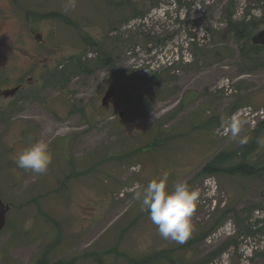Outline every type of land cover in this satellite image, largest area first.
Wrapping results in <instances>:
<instances>
[{
  "label": "rangeland",
  "instance_id": "rangeland-1",
  "mask_svg": "<svg viewBox=\"0 0 264 264\" xmlns=\"http://www.w3.org/2000/svg\"><path fill=\"white\" fill-rule=\"evenodd\" d=\"M229 5L264 29V0H0V264H131L161 249L175 264H264V47L242 53ZM50 12L67 19L39 17ZM253 137L257 176H200ZM41 140L47 171L18 168ZM161 177L197 195L183 244L161 238L137 199Z\"/></svg>",
  "mask_w": 264,
  "mask_h": 264
},
{
  "label": "clouds",
  "instance_id": "clouds-1",
  "mask_svg": "<svg viewBox=\"0 0 264 264\" xmlns=\"http://www.w3.org/2000/svg\"><path fill=\"white\" fill-rule=\"evenodd\" d=\"M52 159L48 143L41 140L17 153L14 162L20 169L43 174ZM137 199L161 238L178 244L187 240L197 195L186 181L177 182L170 190L164 177L153 179L137 193Z\"/></svg>",
  "mask_w": 264,
  "mask_h": 264
},
{
  "label": "trees",
  "instance_id": "trees-1",
  "mask_svg": "<svg viewBox=\"0 0 264 264\" xmlns=\"http://www.w3.org/2000/svg\"><path fill=\"white\" fill-rule=\"evenodd\" d=\"M233 9L232 6H227L225 9V20H226V28L229 32L233 33V36L237 40L244 41L246 45H248V49L244 52L242 48V53L247 56L255 55L257 50L262 49L261 46H255L251 44H247V41L250 39L252 35L253 27H255L256 23L251 22H245L244 20L236 21L233 19ZM39 17H48V18H61V19H67L62 13L57 12H50L47 14L40 15ZM40 18V19H42ZM39 20V19H38ZM37 20V21H38ZM36 21V20H35ZM83 41L85 43H89L90 46L96 45V41H94L91 37H88L86 35H83ZM199 51V50H198ZM204 52V51H199ZM102 57L104 56L103 64H109L112 57L107 54L103 53L101 54ZM40 67V66H37ZM42 70V69H40ZM264 129V121H261L258 127L255 130V133L259 130ZM256 140L255 137L251 138V140L240 147V152L231 150V151H220L217 153L211 161L206 164L203 169L200 171V176L203 175H209V174H227L229 176L234 175H241L245 177H254L257 176L259 173H261L262 167H259L253 163L248 162V157L252 153L253 148L255 147ZM239 161H235V159H238ZM236 220L239 225V228L245 232L246 234H253L260 232L259 229L254 227L253 225L246 222V220L241 219L239 215L236 214ZM236 238H233L231 240V243H237L235 240ZM170 251V250H169ZM166 249L156 251L155 253L149 254L146 257H143L141 259L137 260H130L131 264H154L160 259V257L164 256L166 254V257H168V260L170 263L175 264V260L172 258V253L169 252ZM38 264H46V257L45 255H41L38 258L37 261ZM57 264H70V262L62 263L59 262Z\"/></svg>",
  "mask_w": 264,
  "mask_h": 264
},
{
  "label": "water",
  "instance_id": "water-1",
  "mask_svg": "<svg viewBox=\"0 0 264 264\" xmlns=\"http://www.w3.org/2000/svg\"><path fill=\"white\" fill-rule=\"evenodd\" d=\"M251 41L253 44L256 45H263L264 44V29L258 31L251 37ZM115 94V89L114 88H108L102 98V103L105 105L110 98ZM123 112L119 113V116H123ZM8 210V206L5 205L2 200L0 199V230L3 228L5 224V214Z\"/></svg>",
  "mask_w": 264,
  "mask_h": 264
},
{
  "label": "flooded vegetation",
  "instance_id": "flooded-vegetation-1",
  "mask_svg": "<svg viewBox=\"0 0 264 264\" xmlns=\"http://www.w3.org/2000/svg\"><path fill=\"white\" fill-rule=\"evenodd\" d=\"M36 21H37V19H36ZM31 31V30H30ZM33 37L35 38V40L37 41V44H40V46H41V40H40V36L38 35V34H35V35H33ZM36 47H38L37 45H36Z\"/></svg>",
  "mask_w": 264,
  "mask_h": 264
},
{
  "label": "bare ground",
  "instance_id": "bare-ground-1",
  "mask_svg": "<svg viewBox=\"0 0 264 264\" xmlns=\"http://www.w3.org/2000/svg\"><path fill=\"white\" fill-rule=\"evenodd\" d=\"M30 109H32V110H36L37 111V108H36V106H34V105H30V106H28ZM28 109V108H27ZM35 112V111H34ZM36 113V112H35ZM28 114H29V112H28ZM29 119H32V117L31 116H29Z\"/></svg>",
  "mask_w": 264,
  "mask_h": 264
}]
</instances>
